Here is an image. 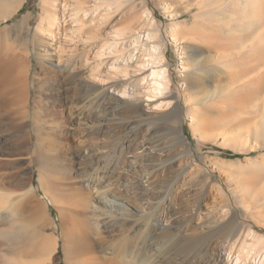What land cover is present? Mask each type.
Masks as SVG:
<instances>
[{
    "label": "rangeland",
    "instance_id": "374dc122",
    "mask_svg": "<svg viewBox=\"0 0 264 264\" xmlns=\"http://www.w3.org/2000/svg\"><path fill=\"white\" fill-rule=\"evenodd\" d=\"M259 1L256 5L257 14L252 15V4L249 0L247 3L245 0H123L124 8L133 5L137 15L144 14L146 10L150 13L157 40L160 41V50L164 54V64L167 66L169 88L165 94L169 95L172 103L149 111L153 121L147 126H158L156 139L159 142L153 149L155 154L168 148L171 157L167 162L174 159L181 161L179 168L175 166L170 169L172 171H165V175L164 171H157L150 178L152 190H162V195L151 206V210L154 206L153 219L164 224L177 216L179 222L184 223V253L175 251L170 255L176 264H216L214 250L218 247L227 249L223 250L222 255L226 264H234L238 257L236 255L241 259L247 258L244 264H255L251 260L253 254L246 256L251 249L250 244L244 245L240 240L227 239L223 236L224 227L236 228L238 232L244 230L243 228L253 229L264 239V129L257 127L258 135L250 132V136H246L241 133L246 127L255 125V117L261 116L264 107V80L259 82L252 79L254 75L264 72V46L259 42L252 47L253 50L247 47L264 29V0ZM7 6L13 8L12 14L6 22L0 21V29L20 22L23 16L28 15L26 26L30 39L39 21L40 0H0V10ZM202 12L198 19L202 21L200 27L195 28L194 15ZM127 22L123 21L121 25ZM262 22V26H259ZM146 24L143 25L144 32L148 29ZM181 25L192 28L188 32L179 31L177 27ZM219 33L229 42L228 48L226 44L219 45L216 42L215 36L220 35ZM171 35L173 39H170ZM211 42L212 46H209L208 43ZM178 45L183 46L184 57L178 56ZM225 52L229 54L216 62L217 55L223 56ZM27 58L29 66L27 86L25 85V116L21 120L20 117L16 116L17 120L12 117L14 123L12 118L10 121L8 115L0 110V151L4 157L1 160L13 183L10 188L19 191L23 200H33L38 215H41L40 223H49L47 228L42 229V234L56 243L54 250L50 251L51 244L47 241L44 254L35 257L34 253H30L22 257V260L25 261L24 264H35L42 260L43 264H74L73 260H69L66 252L68 247L62 238L61 215L64 204L52 198L51 192L61 195L62 191L71 193L76 190V186L82 182L75 177H84L88 172L91 175V164L100 157L103 158L101 168L106 167L107 163L117 164L120 167L118 169L121 180L127 183L126 188H118L112 182L114 194H121L132 204H139L140 199L136 200V194L140 190L141 174H146L147 171L140 167L141 149L126 152L124 148L118 147L116 142L118 139L121 141L123 133L118 135V139H114L109 133H98L95 130L86 133V130L74 125L70 121L68 110L73 111L82 103L77 101L75 95L72 96L75 92L74 85L63 83L60 70L53 66V62H44L39 66L33 45H30ZM181 63L182 70L179 67ZM254 67L256 68L250 71ZM181 71L184 74L182 77ZM243 73H246L244 77ZM67 86L74 92L64 93L69 89ZM253 87H258L256 90L261 93H254L256 90ZM64 95L68 99V105L65 106ZM127 103L136 102L130 98L114 100V110L107 108L104 113L109 117L110 112H114L121 122L129 121V128L134 132L138 129V124L131 121L137 119V116L129 111ZM255 108L259 110L253 111ZM193 114L195 120L191 119V116L194 118ZM3 115L7 118L4 121ZM251 116L254 117L244 123ZM3 122L9 125L5 127ZM238 124L240 125L237 126ZM84 145L88 146L92 155L88 159L77 160L74 152ZM129 159H134L130 167L133 165L135 169L125 167ZM158 161L162 162L161 159ZM122 165L126 170L121 169ZM136 178L139 179L137 182ZM176 180L183 184H175ZM142 182H145L144 179ZM179 190H183V195ZM86 195L87 200L91 199V190H87ZM198 203L206 205L201 206V213L195 215ZM115 215L118 216V213ZM143 219L139 217L138 220L143 222ZM17 221L18 219H12L8 227L10 229L5 240L11 239L12 242L7 243L13 248L17 247L16 249L34 246V241L31 242V219L25 217L24 222L21 220V223H16ZM197 234L205 235L208 239L187 246V241L195 240ZM115 235L123 236L122 233ZM154 243L142 254L143 257L153 258L156 248L162 249L166 246L165 237H156ZM255 249L261 251L264 247L257 246ZM49 255L50 259L47 258ZM22 260L20 259V263Z\"/></svg>",
    "mask_w": 264,
    "mask_h": 264
},
{
    "label": "bare ground",
    "instance_id": "6f19581e",
    "mask_svg": "<svg viewBox=\"0 0 264 264\" xmlns=\"http://www.w3.org/2000/svg\"><path fill=\"white\" fill-rule=\"evenodd\" d=\"M249 1L252 4L250 12L252 15H256V5L260 1ZM123 3V0H40L39 21L30 39L28 38V27L26 26L28 15L23 16L20 22L10 27L1 28L0 110L8 115L9 120L12 117L16 118L15 120L20 117L21 120L25 116V85L29 66L27 57L30 53V45H33L39 66L44 62H53L55 64L53 66L60 70L63 83L74 85L73 90L75 92L67 86L69 89L66 88L67 91L64 93L73 91L72 96L75 95L77 101L82 103L77 105L73 111L72 109L68 110L71 116L70 121L86 130V133H92L95 130L98 133H109L112 138L115 137L114 139H118V135L123 133L121 141L118 139V142H116L118 147L124 148L123 150H126V152L136 148L141 149L139 155L140 167L147 171L146 174H141L140 190L136 194V200L140 199L139 204H132L127 197L114 194V187L111 186L112 182L118 188L119 186L126 188L127 183L121 180L118 169L120 167L117 164L107 163L106 165L105 163L106 167L101 168L103 158L100 159V157L92 162L93 172L91 175L88 172L84 177L82 175L75 177L82 183L78 187L76 186V190L73 192L65 193V191H62L60 192L61 195H55L52 194V185L49 187L50 192L52 191V198L60 200L64 204L61 215L62 238L68 247L66 252L69 260H73L74 264H176L171 260L170 255H173L175 251L184 253V244H186L184 243V223L179 222L177 216L164 224L153 219L154 206L152 210L151 206L155 203L154 200L162 195V190H152L153 186H151L152 180L150 178L157 171H164L165 175V171L175 166L179 168L181 161L180 159H174L167 162L171 157L168 148H164L161 152L157 150L158 154H155L153 149L159 142L156 139L158 126H147L153 121L148 114L149 111L172 103V100L168 98L169 95L165 94L169 88L167 66L164 64V54L160 50V41L157 40L158 36H156L157 33L153 27L154 20L150 13L146 10L144 14L142 13L143 15H137L133 5L124 8ZM245 3H247V0H245ZM12 10L13 8H9V6L0 10V21L6 22L12 14ZM202 14L203 12L194 15L195 28L200 27L202 21L198 19ZM123 21L127 23L122 24V26ZM145 23L148 24V29L144 32L142 29ZM261 24L263 22L259 23V26ZM177 28L179 31L188 32L192 27L181 25ZM216 36L215 39L219 45L226 44L227 48L229 47V42H226L227 39L224 35ZM170 39H173L172 35ZM213 41L215 42V40ZM214 42L213 44L216 43ZM259 42L264 46V29L247 47L252 49ZM208 44L212 46V42ZM177 47L179 49L178 56L184 57L183 46L178 45ZM70 49L72 50L70 51ZM228 54L225 52L223 56L217 55L216 62L221 61ZM179 67L182 70L183 64L181 63ZM246 73H243V77ZM180 75L181 77L184 75L183 71ZM247 75L249 76L248 73ZM252 79L262 82L264 72L260 75H254ZM181 83L185 85L184 82ZM259 84L261 87V83ZM253 88L256 90L258 87ZM254 93L258 94L261 91L256 90ZM66 97L63 100L64 106L68 105ZM114 98L135 100V104L127 103L129 111L136 113L137 116V119L131 121L138 124V129L134 132H131L132 130L129 128V121L121 122L114 112H110L109 117L104 113L107 108L114 110L112 101L117 100ZM69 100L71 99L69 98ZM115 107L117 108V104ZM258 110L259 108H255L253 111L257 112ZM262 111L259 118L255 117V125L246 127V130L241 131V133L246 136H250V132L258 135L259 129L257 127L260 130L264 129V107ZM5 115L3 116L5 117ZM253 117L251 116L244 123ZM7 118L5 117L2 120L4 121ZM156 119L160 120L159 118ZM191 119L195 120V116L194 118L191 116ZM1 122L0 120V125ZM3 125L6 127L9 124L5 125L3 122ZM130 132L131 134H129ZM2 154L3 152L0 151V264H22V262L24 264L25 261L22 260L24 259L22 257L30 255V253H34L35 257L36 255L41 256L40 254H44L47 241L51 244L50 251L54 250L56 241L42 234V229L47 228L49 223H40L42 222L40 221L41 215H38L37 206L33 200H23L19 191L10 188L13 183L1 160L4 159ZM74 154L77 156V160L88 159L92 155L87 145L79 146ZM153 159L157 161L161 159L162 162H160L164 164L159 161L156 162V160L154 162ZM133 161L134 159L127 160L125 167L129 166L130 169H135L133 165L130 167V163L133 164ZM121 167V169L126 170L123 165ZM166 174L168 175L167 172ZM138 176L140 175H136V177ZM155 177L157 178L156 175ZM158 178L160 177L158 176ZM143 179L147 183L146 185L145 182H142ZM135 180L137 182L139 179L136 178ZM178 181L176 180L175 184H183V182L179 183ZM103 184H105V188L102 187ZM158 184L160 185V183ZM82 185L85 189L91 190V199L87 200V190L85 191ZM55 187L53 190H55ZM179 191L183 195V190ZM198 204L195 215L201 213V206L206 205V203ZM115 213H118V216ZM25 217H29L33 223L32 229H30L32 230L31 242L34 241L32 242L34 246L16 249L17 247L13 248L10 243H7L11 239L10 241L5 240L8 237L6 234L10 229L8 227H10L12 219H18L16 223H19L21 220V222H24ZM139 217L144 218L143 222L138 220ZM219 229L222 230V228ZM223 229L225 230L223 236L227 239L240 240L244 245L245 243L250 244L251 249H248L246 256L249 257V254H253L254 257L251 256L253 259L250 258L252 262L264 264V250L256 251L255 249L257 246L264 247V239L258 233L253 229L245 228L238 232L236 228L230 226ZM116 233H122L123 236H116ZM160 236L165 237L166 246L162 249L156 248L157 252H155L153 258H150V256L143 257L142 254L146 253L147 248H151L155 244V238ZM197 236L195 240L192 238L193 241H187V246L201 243L205 238L208 239L205 235L199 236L197 234ZM247 238L250 241L246 240ZM223 250L221 247L214 250L216 264H226L222 256L224 254ZM238 254L241 255V253ZM236 256L238 257L235 258L234 264H244L246 262L247 258L241 259L239 255ZM47 258L50 259L51 256L49 255ZM20 259L22 260L21 263ZM43 263V260L42 262H35V264Z\"/></svg>",
    "mask_w": 264,
    "mask_h": 264
},
{
    "label": "trees",
    "instance_id": "16d2710c",
    "mask_svg": "<svg viewBox=\"0 0 264 264\" xmlns=\"http://www.w3.org/2000/svg\"><path fill=\"white\" fill-rule=\"evenodd\" d=\"M227 154H228V152H227ZM230 154V153H229Z\"/></svg>",
    "mask_w": 264,
    "mask_h": 264
}]
</instances>
